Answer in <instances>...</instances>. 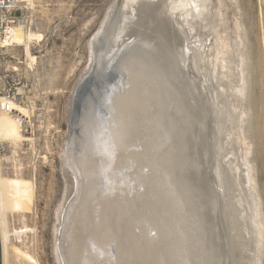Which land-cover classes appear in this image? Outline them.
Listing matches in <instances>:
<instances>
[{"label":"bare ground","instance_id":"obj_1","mask_svg":"<svg viewBox=\"0 0 264 264\" xmlns=\"http://www.w3.org/2000/svg\"><path fill=\"white\" fill-rule=\"evenodd\" d=\"M117 2L88 44L93 76L106 83L118 75L123 84L116 127L110 138L95 132L89 146L85 135L103 123L98 113L96 128L91 117L81 123L82 155L73 132L62 147L66 182L55 213L56 264H84L89 238L104 259L99 264H259L260 210L235 106L241 62L234 36L220 37L223 2ZM16 3L25 9L32 0ZM35 38L27 31L26 39ZM105 97L96 99L97 109ZM11 113L0 112V142L10 137L16 146L23 140L20 118ZM91 150L110 156L102 174ZM0 237L7 264L1 192Z\"/></svg>","mask_w":264,"mask_h":264},{"label":"rangeland","instance_id":"obj_2","mask_svg":"<svg viewBox=\"0 0 264 264\" xmlns=\"http://www.w3.org/2000/svg\"><path fill=\"white\" fill-rule=\"evenodd\" d=\"M214 1L224 6L220 37L226 41L227 36H234L238 41L242 94L235 106L242 115L243 151L247 150L260 210L259 264H264V0ZM116 2L32 0L29 7L15 12L23 19L16 27L20 46L5 49L4 54L19 58L22 65L17 74L26 89L15 105L25 110L18 122L23 140L14 146L8 135L0 142L7 264H56L55 213L66 182L60 155L72 131L73 93L91 64L88 44ZM27 31L36 38L26 39ZM228 49L231 52L227 47L226 54ZM8 66L2 61L1 67L6 70Z\"/></svg>","mask_w":264,"mask_h":264},{"label":"water","instance_id":"obj_3","mask_svg":"<svg viewBox=\"0 0 264 264\" xmlns=\"http://www.w3.org/2000/svg\"><path fill=\"white\" fill-rule=\"evenodd\" d=\"M117 4L119 3L120 0H117ZM91 68H93V63L91 62L89 70L85 74V76L79 81L77 87L74 90L73 93V100H72V114H71V124H75L76 127L73 128L71 127L72 131L74 134L79 135V138L81 139L79 152H81L82 155V147H85V141H84V132L81 127V123L83 121L86 122V118L91 117L92 121L94 123V127L96 128V117L98 113H101V117L103 119V123L101 125L100 129H95L92 131V129H89L88 136H86V143L89 144V146H93L92 144V137L95 134V132L98 133L100 132L103 134L105 137L110 138L109 135H111L113 127H116L115 125V116H114V111H115V101L122 93V85L121 87L119 86V82L117 81V78H119L118 75H115L111 81H108L106 83H102L98 80L97 77L93 76V73L91 71ZM122 82V80H121ZM101 96H106L103 100L102 104V109L99 110L97 109L96 106V99H100ZM93 103V104H92ZM92 107V109L90 108ZM102 111V112H101ZM86 134V133H85ZM88 146V145H87ZM112 146L110 142V150L112 151ZM92 151V150H91ZM97 163L99 164V172L101 171V174L103 173V170L112 162L110 159V156H108V161L105 159V156H103L100 151L93 150L92 151ZM118 155L116 151L113 152V160L115 157ZM80 156V155H79ZM110 162V163H109ZM129 172V171H128ZM131 172V171H130ZM129 172V173H130ZM100 176V173H99ZM99 179V177L97 178ZM99 182L101 184V179H99ZM102 189H101V194L104 195L103 191V184H102ZM96 215H93V222L95 221ZM106 239L109 241V244L112 249L115 250V256L117 257V252H116V245L114 239H112L110 236H107ZM92 238H89L88 240V248L87 251L85 252L86 255L89 256L88 259L84 262V264H99L104 261L103 258H98V256L95 254L94 250L89 247V243L91 242ZM105 240L104 238L102 239H97V241ZM100 242V243H101ZM114 257V258H116ZM111 263V262H110ZM0 264L2 263V252H1V237H0ZM112 264V263H111ZM114 264V263H113Z\"/></svg>","mask_w":264,"mask_h":264},{"label":"built area","instance_id":"obj_4","mask_svg":"<svg viewBox=\"0 0 264 264\" xmlns=\"http://www.w3.org/2000/svg\"><path fill=\"white\" fill-rule=\"evenodd\" d=\"M16 1L0 0V112H12L14 117L20 118L19 114L11 111L9 103L18 104L26 89V85L17 74L22 63L18 57L10 56L8 58L4 54L5 49H13L17 46L14 42L15 29L23 21L21 14H15L19 11ZM2 61L9 64L6 70L5 67H1Z\"/></svg>","mask_w":264,"mask_h":264}]
</instances>
